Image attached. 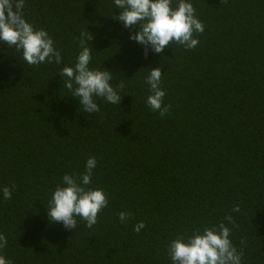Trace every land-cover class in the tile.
<instances>
[{
  "label": "trees",
  "instance_id": "trees-1",
  "mask_svg": "<svg viewBox=\"0 0 264 264\" xmlns=\"http://www.w3.org/2000/svg\"><path fill=\"white\" fill-rule=\"evenodd\" d=\"M192 3L204 24L198 45L145 54L112 0H25V18L49 33L62 63L29 65L0 43V188L12 191L0 195V233L12 264H170V240L226 215L243 264H264V0ZM82 34L92 67L123 83L120 103L98 99L93 114L59 74L74 64ZM157 66L163 116L145 103V67ZM89 156L97 160L89 187L104 190L107 207L90 228L49 222L52 191Z\"/></svg>",
  "mask_w": 264,
  "mask_h": 264
},
{
  "label": "clouds",
  "instance_id": "clouds-1",
  "mask_svg": "<svg viewBox=\"0 0 264 264\" xmlns=\"http://www.w3.org/2000/svg\"><path fill=\"white\" fill-rule=\"evenodd\" d=\"M113 9H119L115 19L124 28L135 29L129 32V39L148 51L159 54L173 42L186 49L195 48L199 41L195 34L204 31V24L196 15L192 0H112ZM25 0H0V43L14 47L29 65L43 63L60 65L62 56L53 38L43 28H37L24 15ZM82 34L79 51L74 64L60 69L63 86L75 97L79 109L93 114L100 111V99L118 105L121 94L118 88L123 83L113 85L112 71L92 67L93 48ZM148 68L145 83L149 94L146 105L161 116L169 110L163 103L165 91L161 87L162 72L159 66ZM97 160L89 156L84 163V171L79 176L65 173L54 188L48 200L47 216L49 222L62 223L65 228L77 227L78 219L87 227L97 223L98 214L107 207V194L101 188H91L92 175ZM2 199H10L12 191L8 186L0 188ZM233 212L239 211L236 205ZM129 213L121 211L118 219L127 223ZM229 224H234L231 215L223 221L213 223L203 229H193L187 236H178L169 241L167 253L170 264H243L242 253L233 244ZM145 228L143 221L134 225V231ZM7 238L0 233V264H12L2 254Z\"/></svg>",
  "mask_w": 264,
  "mask_h": 264
}]
</instances>
